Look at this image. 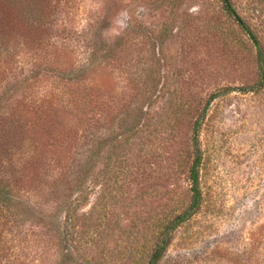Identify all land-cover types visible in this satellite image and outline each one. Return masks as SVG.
<instances>
[{"label": "rangeland", "instance_id": "374dc122", "mask_svg": "<svg viewBox=\"0 0 264 264\" xmlns=\"http://www.w3.org/2000/svg\"><path fill=\"white\" fill-rule=\"evenodd\" d=\"M232 4L264 53V0ZM198 120L201 206L173 227ZM162 244L157 264H264L252 40L223 0H0V264H149Z\"/></svg>", "mask_w": 264, "mask_h": 264}, {"label": "trees", "instance_id": "16d2710c", "mask_svg": "<svg viewBox=\"0 0 264 264\" xmlns=\"http://www.w3.org/2000/svg\"><path fill=\"white\" fill-rule=\"evenodd\" d=\"M225 3V8L229 12V14L237 20V22L240 24V26L243 28V30L247 33V35L252 40L253 44L258 50V63L259 68L261 71V78L264 79V53L261 48V45L259 43V40L253 33V31L249 28V26L243 21V19L238 15L237 11L235 10L232 0H223ZM217 95H213V98H216ZM69 101L73 102V100ZM82 101L74 100V103L80 104ZM210 102H208L203 110V116L206 114L207 110L209 109ZM201 126V120H198L194 125V144H195V158L193 160L192 166L189 171V178L191 181V203L186 211L181 213L180 215H177L174 221V226L176 227L182 222L189 219L201 206L202 201V194L200 189V166H201V150L198 146L199 143V128ZM164 246L163 244L157 247L156 251L153 254V257L151 258V261L149 264H157L158 260L160 259L162 252H163Z\"/></svg>", "mask_w": 264, "mask_h": 264}, {"label": "water", "instance_id": "95a60500", "mask_svg": "<svg viewBox=\"0 0 264 264\" xmlns=\"http://www.w3.org/2000/svg\"><path fill=\"white\" fill-rule=\"evenodd\" d=\"M70 251H71L72 255L76 258V255L74 253V250L72 248H70Z\"/></svg>", "mask_w": 264, "mask_h": 264}]
</instances>
